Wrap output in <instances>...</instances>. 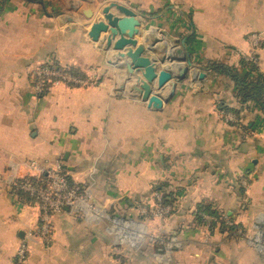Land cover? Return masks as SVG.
<instances>
[{
    "label": "crops",
    "instance_id": "crops-1",
    "mask_svg": "<svg viewBox=\"0 0 264 264\" xmlns=\"http://www.w3.org/2000/svg\"><path fill=\"white\" fill-rule=\"evenodd\" d=\"M111 1L137 11L146 30H167L206 76L192 70L162 110H150L134 88L141 72L128 73L117 51L89 36L95 19L77 12L65 31L66 20L40 18L24 0L0 5V264H14L23 242V264H264V113L201 68L211 59L238 64L249 34L261 32L264 72V0H93L82 9L96 13ZM175 13L179 29L168 22ZM155 34L145 41L155 43L149 54H173L168 37ZM52 57L98 81L39 93L35 70ZM154 89L165 98L170 86ZM37 165H61L71 183L91 189V208L57 213L48 242L35 234L38 204L13 187ZM161 200L172 204L165 217L155 210ZM203 205L238 228L212 230L197 218ZM141 232L152 242L141 244Z\"/></svg>",
    "mask_w": 264,
    "mask_h": 264
},
{
    "label": "water",
    "instance_id": "water-1",
    "mask_svg": "<svg viewBox=\"0 0 264 264\" xmlns=\"http://www.w3.org/2000/svg\"><path fill=\"white\" fill-rule=\"evenodd\" d=\"M81 1L88 4L93 3V0L77 2ZM78 3L77 5L70 3V7H75L77 10ZM83 13L86 17L95 19L88 31L91 39L96 42L105 41V50L109 52L117 51V58L124 60L119 66L125 67L128 73L141 72V77L138 79L140 83L134 88L139 92L148 109L162 110L165 104L174 97L178 83L185 80L195 69L191 55L184 44L177 43L167 30H162V33L172 43L173 54L154 59L149 53L156 51L155 43L146 45L145 41H149V34L154 33L156 29L145 30L143 18L130 6L111 1L105 6H99L96 13L92 8L83 9ZM65 19L73 21L74 17L67 16ZM141 37L144 41L140 40ZM170 62L173 65L168 66ZM111 63L115 66L119 64L116 61H111ZM161 65L164 66L160 67ZM194 71V77H196L199 70ZM205 76V72L199 71L198 78L204 79ZM155 86L157 89L170 86V91L163 98L161 94L155 93Z\"/></svg>",
    "mask_w": 264,
    "mask_h": 264
},
{
    "label": "built area",
    "instance_id": "built-area-1",
    "mask_svg": "<svg viewBox=\"0 0 264 264\" xmlns=\"http://www.w3.org/2000/svg\"><path fill=\"white\" fill-rule=\"evenodd\" d=\"M249 60L257 62V56L251 55ZM37 77L36 89L39 93L49 91L53 86L65 83L69 86H88L94 83L93 76L80 77L69 72L58 69H52L46 66H38L35 70ZM45 77L50 83L46 85ZM224 112V111H222ZM227 118L230 115H226ZM37 173L33 178L16 180L13 183L15 191L21 190L33 197L40 209L39 223L36 228V235H39L44 242L50 241L54 227V217L60 211L67 207L82 209L85 205L91 208V189L71 183L67 173L61 165L45 171L43 167L37 165ZM158 196V195H157ZM159 198V196H158ZM94 209V207H92ZM172 209V204L160 205L156 210L157 215L164 216ZM207 220L208 227H212L216 217L211 214H203ZM226 223L231 225L233 221L226 217ZM28 244L21 243L16 252L14 264H23L27 258Z\"/></svg>",
    "mask_w": 264,
    "mask_h": 264
},
{
    "label": "trees",
    "instance_id": "trees-1",
    "mask_svg": "<svg viewBox=\"0 0 264 264\" xmlns=\"http://www.w3.org/2000/svg\"><path fill=\"white\" fill-rule=\"evenodd\" d=\"M257 57L258 62H253L245 56H241L238 64H232L221 59H211L206 64L205 69L211 75H215V79L217 76H222L225 78L226 82H231L235 90V95L241 104L253 102L264 113V72L261 70L259 52L257 53ZM39 66H48L52 69L69 72L80 77L88 76L87 73L80 67L74 65L64 66L60 61L57 60L52 64L46 61L42 64H39ZM44 79L46 85H49L50 83L47 81L48 78L45 77ZM33 82H37L36 76H34ZM220 105L225 110H233V112L238 114L239 110H236L234 107L225 105L224 102H221ZM17 192L26 202L31 204L34 202L36 203L35 199L26 192L21 190H18ZM202 212H207L208 214L214 215L217 218L216 221H213L212 223V230L219 228L222 231H234L238 228V225H229L226 223L224 212L213 210L211 206L206 205L201 206L197 213V218L200 220V222L204 221Z\"/></svg>",
    "mask_w": 264,
    "mask_h": 264
},
{
    "label": "rangeland",
    "instance_id": "rangeland-1",
    "mask_svg": "<svg viewBox=\"0 0 264 264\" xmlns=\"http://www.w3.org/2000/svg\"><path fill=\"white\" fill-rule=\"evenodd\" d=\"M10 1V2H9ZM23 0H14L13 2L11 1V0H0V5L2 6V4H6V3H11V4H13L14 3V6H16V4L17 3H21ZM26 3H29V5H31V13H33V12H35V10H39V13H38V16L41 18L43 15L44 16H49L51 13L52 14H54L56 17H61L62 19H64V20H66L65 19V17H67V16H76L75 14L77 13V12H79V14H81V16L83 17L84 16V13H83V7L85 6V5H89L88 3H86V2H79L78 3V8H77V10H75V7H70V5L71 4H69V3H72V2H70L69 0H24ZM79 1V0H78ZM41 2H43V3H41ZM92 4V3H91ZM75 5V4H74ZM77 5V4H76ZM46 11V12H45ZM72 16V17H73ZM181 18H182V15L179 13H175V14H172L171 16H170V19L168 20V22H169V24H170V26H172V27H174V28H176V29H179V24H177L176 25V22H181ZM76 19V18H75ZM75 19L73 20V21H75ZM177 19H179V20H177ZM47 21V20H46ZM68 21V22H67ZM73 21H69V20H66V23L62 26L63 28L64 27H66L65 28V31H69V30H71V23L70 22H73ZM81 26H83V25H81ZM178 27V28H177ZM83 34L84 35H86L87 33H86V28L83 26ZM145 28V30H146V26L144 27ZM152 28H155L157 31H155L156 32V34H155V36L156 35H159L160 34V32H162V29L163 30H165L164 28H162V27H159V26H153V27H149V28H147V30L149 31V30H151ZM161 30V31H160ZM63 31H64V29H63ZM154 32V33H155ZM150 34H153V33H150ZM261 32H252L251 34H249V43H250V49L246 52V53H244L242 56H245L246 58H248L249 59V57L251 56V55H254L255 57L257 56V53H258V51H259V49L261 48V44H262V42H261ZM65 46H68V44H65ZM167 46H168V44H167ZM159 49L161 48V47H158ZM164 48H165V46H164ZM60 61V60H58L57 59V57H52V58H50L47 62L48 63H53L54 61ZM61 62V61H60ZM207 62V61H206ZM257 62H258V57H257ZM62 63V62H61ZM208 63V62H207ZM206 63V64H207ZM64 66H69V65H67V64H64V63H62ZM206 64H203L202 65V67L201 68H205L206 67ZM46 67H48V66H46ZM98 67H100V66H97V68ZM194 68H195V66H194ZM195 69H197L198 70V68H195ZM35 76V75H34ZM110 78V77H109ZM94 82L95 81H98V79L94 76L93 77V79H92ZM214 82H218L217 81V79H215V81ZM214 84V83H213ZM160 203V204H159ZM159 203L158 204H155V210H157V208L161 205V204H163V206H165L166 205V203H165V201H163V200H161V201H159ZM140 210L142 211H145L146 213H144V214H146L145 216H146V218H150V216H151V214H152V216H154V214H155V210L153 211L152 209H151V206L149 205H147V204H142L141 205V208H140ZM151 216V217H152ZM165 216H167V215H165ZM165 216H161V217H165ZM146 232H141V235H140V237H141V244H146V243H149V241H150V237H147V236H149V235H147V234H145ZM162 237V240H165V238H166V236H161ZM150 242H152V241H150ZM159 242V241H158ZM163 242V241H162Z\"/></svg>",
    "mask_w": 264,
    "mask_h": 264
}]
</instances>
